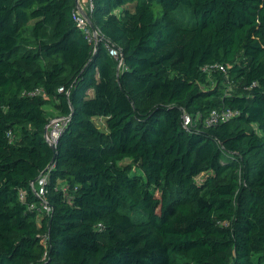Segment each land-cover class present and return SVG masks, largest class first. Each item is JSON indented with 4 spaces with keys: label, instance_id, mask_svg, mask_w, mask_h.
Segmentation results:
<instances>
[{
    "label": "trees",
    "instance_id": "1",
    "mask_svg": "<svg viewBox=\"0 0 264 264\" xmlns=\"http://www.w3.org/2000/svg\"><path fill=\"white\" fill-rule=\"evenodd\" d=\"M159 3L93 0L120 70L76 0H0V264H264V0ZM48 103L69 119L55 148Z\"/></svg>",
    "mask_w": 264,
    "mask_h": 264
},
{
    "label": "built area",
    "instance_id": "2",
    "mask_svg": "<svg viewBox=\"0 0 264 264\" xmlns=\"http://www.w3.org/2000/svg\"><path fill=\"white\" fill-rule=\"evenodd\" d=\"M93 5H94L93 0L87 1L86 11L89 14L93 10ZM73 17L77 23L78 28L84 32L90 44H94L95 46H97L100 42H103V44L108 49L109 54L118 61V68L120 70L128 68L126 62L124 61L121 55L119 48L116 47L115 45H112L109 41H107L104 38V35L100 32L98 28H97L98 35L95 36L94 30L89 24L88 20L86 19V17H84L78 12L77 8L74 11ZM203 70H207V71L219 70V71L227 73L228 68L224 64L219 63V64H207L203 67ZM59 90L60 91L64 90V87H60ZM35 92L38 94H42L44 93V90H42L41 88H37ZM238 113H239L238 110H235L232 108L212 109L210 113L208 114V116L204 119V122L206 123V125L218 124L220 122L231 120ZM199 118H200V115L194 117L193 115L185 112L183 115L184 126L188 129L196 126V123L199 120ZM68 121H69L68 117L61 116V115L55 116L49 121L46 127L45 136L51 145L57 147L59 137L62 134V132L65 130L68 124ZM8 137L11 140L14 139V135L11 131L8 132ZM47 181H48V173H44L34 183V186H35L37 195L40 198V203L38 204L37 209L42 213L49 214L52 212L53 207L51 203L49 202ZM24 196H25V193L22 192V197ZM99 225L102 226V224H99Z\"/></svg>",
    "mask_w": 264,
    "mask_h": 264
},
{
    "label": "rangeland",
    "instance_id": "3",
    "mask_svg": "<svg viewBox=\"0 0 264 264\" xmlns=\"http://www.w3.org/2000/svg\"><path fill=\"white\" fill-rule=\"evenodd\" d=\"M154 10H155V14L156 17H160L162 15V6L159 3V0H154ZM189 12L191 13V9L187 10H177L174 12V15L177 19H179L180 21H182L184 24L186 25H192L195 21V19L193 17H191V15L189 14ZM224 85L226 86V88L224 89L225 91L229 92L231 90V88L234 89H239V87L235 86L234 84H232L231 82L227 84H225V82H223ZM44 108L47 110V112L49 113L50 118L54 117L57 113V111H55V108L53 106L52 103H48L44 106ZM96 123L98 124V126L102 129L107 131V127L104 121V118L97 116L95 118ZM255 127L256 130H258L260 132V130L258 129V125L254 124L253 125ZM53 146V145H52ZM55 147V146H54ZM138 173H141V170H138Z\"/></svg>",
    "mask_w": 264,
    "mask_h": 264
},
{
    "label": "water",
    "instance_id": "4",
    "mask_svg": "<svg viewBox=\"0 0 264 264\" xmlns=\"http://www.w3.org/2000/svg\"><path fill=\"white\" fill-rule=\"evenodd\" d=\"M76 8L78 10V12L83 15L84 17H86V19L88 20L89 24L91 25V27L94 30L95 36L98 35V30L97 27L95 26V24L93 23L90 14L86 11L85 8H83L82 6V0H76ZM54 147V146H53ZM55 148V147H54Z\"/></svg>",
    "mask_w": 264,
    "mask_h": 264
},
{
    "label": "crops",
    "instance_id": "5",
    "mask_svg": "<svg viewBox=\"0 0 264 264\" xmlns=\"http://www.w3.org/2000/svg\"><path fill=\"white\" fill-rule=\"evenodd\" d=\"M88 0H82V6L86 9Z\"/></svg>",
    "mask_w": 264,
    "mask_h": 264
}]
</instances>
